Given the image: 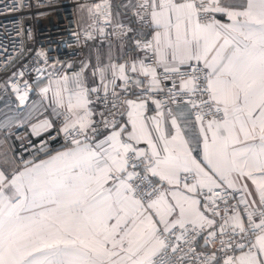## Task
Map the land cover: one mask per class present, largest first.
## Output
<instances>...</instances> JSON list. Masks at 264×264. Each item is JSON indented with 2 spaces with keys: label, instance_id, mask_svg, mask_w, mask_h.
I'll use <instances>...</instances> for the list:
<instances>
[{
  "label": "snow or ice",
  "instance_id": "1",
  "mask_svg": "<svg viewBox=\"0 0 264 264\" xmlns=\"http://www.w3.org/2000/svg\"><path fill=\"white\" fill-rule=\"evenodd\" d=\"M76 8L0 24V264H264V0Z\"/></svg>",
  "mask_w": 264,
  "mask_h": 264
},
{
  "label": "built area",
  "instance_id": "2",
  "mask_svg": "<svg viewBox=\"0 0 264 264\" xmlns=\"http://www.w3.org/2000/svg\"><path fill=\"white\" fill-rule=\"evenodd\" d=\"M83 2V0H80ZM13 0H0V9L5 4L11 5ZM77 0H57L56 6L51 9V15L37 20L34 16L36 9L31 10V18L25 13H7L0 15V24H11V22L20 17L25 25H30L35 34V43H47L50 39H67L71 40L70 32L75 29L78 12L76 8ZM56 51L54 55H58L65 60L79 59L86 55V49L75 47H66L61 44L58 47L54 45Z\"/></svg>",
  "mask_w": 264,
  "mask_h": 264
},
{
  "label": "crops",
  "instance_id": "3",
  "mask_svg": "<svg viewBox=\"0 0 264 264\" xmlns=\"http://www.w3.org/2000/svg\"><path fill=\"white\" fill-rule=\"evenodd\" d=\"M86 54H87V50H86Z\"/></svg>",
  "mask_w": 264,
  "mask_h": 264
}]
</instances>
